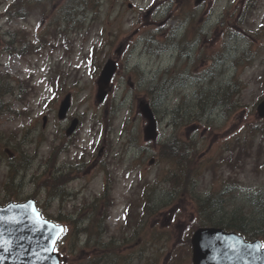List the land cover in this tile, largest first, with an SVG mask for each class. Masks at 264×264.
Returning <instances> with one entry per match:
<instances>
[{"label":"rangeland","instance_id":"obj_1","mask_svg":"<svg viewBox=\"0 0 264 264\" xmlns=\"http://www.w3.org/2000/svg\"><path fill=\"white\" fill-rule=\"evenodd\" d=\"M12 1L14 0H0V37L9 30L21 33L24 29L31 31L33 35L32 29L34 30L42 13L54 10L62 0H32V6H28L31 10L28 12L30 16L26 18H10L3 14ZM243 1L245 0H202L196 5V0H91L90 5L99 9L87 11V17L82 21L79 20L80 16H77L81 25L72 26V33L69 30L71 47L57 42V37L50 35V39L55 41L51 46L53 52L48 48L42 54L20 59L17 54L7 52L9 50L3 46L5 53L1 50L0 70L5 72L1 77L6 81H13V76L21 78L28 83L26 86L29 91L21 95L22 91L17 93L18 90H14L12 93L16 92L15 94L6 97L13 110L27 111L22 112L19 118L9 111L0 116V130L3 132L0 145L2 147L6 143L8 135L22 140L23 137L29 136L22 143L23 148H20L22 158L19 162L30 166L25 167L21 174L11 181L9 158L12 159V155L6 149L0 150V203L10 199L6 190L8 185L10 193L16 191L15 196L11 198L16 200L27 198L31 194L36 195L40 203L46 205L45 213L52 216L60 213L59 188L48 189L42 184L46 178L54 175L49 173L46 164L42 165L43 161L48 160L54 153V146L61 142L68 124L58 118L59 106L65 95H61L51 104L50 113L45 112L48 101L54 95H51L48 80L51 70L53 73L52 67L58 66L70 75L66 81L73 93V104L69 113L71 119H83V126L74 137L75 143L61 154V162L63 165L69 164V158L76 161L78 155H81L77 148L82 150V154L85 148L89 151H98L102 145L107 148L102 153L104 156L98 166L92 168L88 162V166L83 168L86 169L85 174L71 182V188L79 190V193L75 198L66 197V216L76 215L79 210L94 201L101 202L103 191L107 187L108 202L113 199L112 209L115 206L107 224L111 231L119 230L117 228L121 224V205L130 198L143 199L144 192H139V188L144 184L148 187L146 195L152 213L145 221L146 241L142 240V244L145 242L142 260L137 258L135 264H143L150 256L153 257L150 264H192L191 236L197 227L208 225L201 219L197 209V199L194 197L196 193L204 196L210 192L219 197L222 195L226 210L231 212L234 208L242 207L251 216L249 219L255 223L264 219V208L253 195L264 197V135L258 133L251 138L248 152L244 149L245 144L241 146V152L249 155L242 168L236 165L232 168V165L229 166L230 162L228 164L224 161V156L219 158L223 155L224 139L230 137L231 133L241 131L244 134L247 127L258 124L264 126V121L259 119L256 110V103L264 93V83L261 79L264 73V0H258L261 7H254L250 12H241ZM130 2L134 4L133 8L128 6ZM80 7L81 13L83 10ZM146 9H153L155 12L145 15L146 12L142 10ZM47 19L43 31L48 29L50 17L47 16ZM162 22L164 27L159 31ZM60 27V24L55 25L57 31ZM81 27L83 28L79 30ZM232 27L234 30L230 31ZM254 30L259 31L254 33ZM107 37L108 44H112L107 45V48L97 55V63L105 64L108 58H117L119 71L107 99L99 102L97 78L100 71L96 73L97 69L89 64L85 54L89 53L92 46H101ZM1 45L3 43H0ZM133 45L135 51L131 56L128 53ZM158 45L163 48H158ZM219 48L222 59L216 62L215 78H212L209 77L207 69ZM157 50L159 52H156ZM136 62L139 63V68L134 65ZM7 72L12 76L7 75ZM203 72L207 76L201 79ZM164 73L169 74L164 76ZM178 74L179 78H173L171 81L173 84L164 103H156L158 117L161 119L160 138L158 141L147 142L143 137L147 121L140 111V100L146 98L145 90L152 89L156 83L163 84ZM199 89H203L208 98V101L202 104L195 98ZM183 96L189 98L188 102L179 105ZM219 99L222 102H232L227 105L229 117L226 122L222 108L206 107L208 103H220ZM175 105L181 107L180 114L184 117L191 112H197L198 120H210V126L213 127L210 134L199 138V185L187 198H177V195L175 198L171 197L174 188L178 187L177 190L180 191L182 185L176 180H168L166 170L173 165L153 150L159 143L175 134L171 121V112L174 110L171 111V108ZM166 112L168 114L164 117ZM199 112L203 113L202 117H199ZM44 114L49 115L45 127ZM95 115L105 125L103 136L100 126L95 123ZM111 121L113 125L108 124ZM206 123L203 127H206ZM175 124L179 128L189 122L186 119H178ZM93 125L97 126L94 128ZM124 132L129 136L124 137ZM129 137L134 138L136 143L128 144ZM97 143L99 146L95 148L93 144ZM141 147L146 150L145 153L139 152ZM109 149L112 152L125 150L126 156L115 160L113 155L109 154ZM11 161L16 162L13 159ZM16 167H20L18 161ZM139 168L144 178L136 179L139 172L135 169ZM129 171L132 172L127 174ZM228 179L239 184H228ZM136 183L140 184L137 186L139 188L132 191V186ZM129 185L130 191L126 189ZM48 196H52V199ZM253 201L259 208L253 205ZM216 205L219 206L218 203ZM198 220L201 224L197 223ZM103 231L101 227L94 229V242H97L96 238ZM126 233L127 229L124 228L121 236ZM108 235L103 232L102 239L106 241ZM88 242L89 237L85 233L79 236L78 232H71L70 236L61 242L60 249L66 244L71 253V264H87L94 248V245ZM180 249L181 252L175 259Z\"/></svg>","mask_w":264,"mask_h":264},{"label":"water","instance_id":"obj_2","mask_svg":"<svg viewBox=\"0 0 264 264\" xmlns=\"http://www.w3.org/2000/svg\"><path fill=\"white\" fill-rule=\"evenodd\" d=\"M116 66L109 62L100 79L99 98L114 74ZM71 104L70 95L64 100L60 116L64 117ZM149 118L148 133H154L156 120L149 104L142 108ZM258 111L264 117V100ZM64 227L43 219L35 201L10 203L0 207V264H60L54 246ZM194 264H264V248L259 240L246 242L235 232L223 228H199L193 237Z\"/></svg>","mask_w":264,"mask_h":264},{"label":"trees","instance_id":"obj_3","mask_svg":"<svg viewBox=\"0 0 264 264\" xmlns=\"http://www.w3.org/2000/svg\"><path fill=\"white\" fill-rule=\"evenodd\" d=\"M22 8H23L22 4H20V5L15 4L14 8L11 7V9H10L11 15H15V14L20 15V16L25 15L26 10H24V8L23 9ZM9 45H11V43ZM60 73H61V75L57 79V83H59L60 85L56 89H54V92H56V90H57V92L59 94H63L67 91L66 87L64 86V79L66 78V74L64 72H60ZM56 76H58V75H56ZM0 91H2L0 93V109H3L5 107V105H4V95L5 94L4 93H6V92L8 93L10 91V86H8V85L0 86ZM167 91H168V88L163 87V85H157V86H154L152 89L146 91V96H147V98H149L151 100V102L159 103L161 101V99H163V97H166ZM223 95H222V97H223ZM197 97L200 99V103H202L203 101H205V102L208 101L206 98H203L202 95H197ZM222 97H220V99H222ZM220 103H224L225 105L226 104L229 105L232 102L231 101L230 102H222L220 100ZM215 104L216 103H208L206 105V107H208V106L212 107ZM257 128L258 127H256V126H250L249 132H245L243 135H236V136L232 137V141L235 143H239V144L242 143V145L245 144L244 149L246 152H248L249 147H247V145L250 142L251 137L256 133ZM228 140H230V139H228ZM236 146H238V145H236ZM162 148H163V150H162L161 156L166 158V159H171V157L174 155L173 153L178 155V153H176L177 146H175L172 142L168 143V144L164 143ZM234 151L235 150L233 149V152ZM248 157H249V155H246V158H248ZM241 159L244 160L245 158H241ZM244 164H245V162H244ZM199 168H200V166H199V162H197V160H195L193 162V164H189L188 171H191L193 173V176L195 175V183L197 182V175L199 173ZM186 173H187V166H186ZM15 174H16V171L11 170V172H10L11 181L13 180V178H15L14 177ZM58 178L59 177L57 175H54L51 178H46V180H44L42 182V184L44 186L46 185L49 189H52V188L57 189V188H59V179ZM7 189L9 190V187H7ZM213 196H214L213 193L209 194L208 200L200 202V204H199V206H201V208L203 210L202 214L206 213L205 221L211 222V223H214L217 225H221V226H224L226 228L235 229V230L243 233L247 238L260 237L262 234H264V219L255 223L254 220L249 219L250 215H248L246 212H244L242 207L237 208V209L233 210L232 212L224 211V209L221 206L218 207L216 205V203L214 202ZM254 199L256 201L260 202L261 203L260 205H262V208H264V197H262L261 195H255ZM253 205L256 206L255 201H253ZM256 207L259 208L258 206H256ZM221 213H226V215L221 214ZM219 214H221V216ZM263 215H264V211H263ZM56 218L59 219V217H56ZM107 255L108 254H106V256ZM87 264H92V263L89 261Z\"/></svg>","mask_w":264,"mask_h":264},{"label":"flooded vegetation","instance_id":"obj_4","mask_svg":"<svg viewBox=\"0 0 264 264\" xmlns=\"http://www.w3.org/2000/svg\"><path fill=\"white\" fill-rule=\"evenodd\" d=\"M125 249H126V250H129V248H128V247H125Z\"/></svg>","mask_w":264,"mask_h":264}]
</instances>
